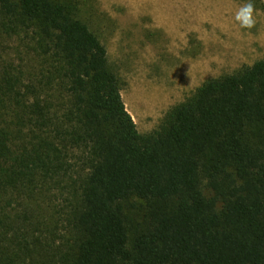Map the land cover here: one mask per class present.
Instances as JSON below:
<instances>
[{
	"label": "trees",
	"instance_id": "obj_1",
	"mask_svg": "<svg viewBox=\"0 0 264 264\" xmlns=\"http://www.w3.org/2000/svg\"><path fill=\"white\" fill-rule=\"evenodd\" d=\"M87 4L0 0V264H264V59L143 134Z\"/></svg>",
	"mask_w": 264,
	"mask_h": 264
},
{
	"label": "rangeland",
	"instance_id": "obj_2",
	"mask_svg": "<svg viewBox=\"0 0 264 264\" xmlns=\"http://www.w3.org/2000/svg\"><path fill=\"white\" fill-rule=\"evenodd\" d=\"M246 0H88L83 17L107 48L127 110L143 134L208 79L264 59V0L255 24L234 19ZM6 60L18 61L12 38ZM16 59V60H15Z\"/></svg>",
	"mask_w": 264,
	"mask_h": 264
},
{
	"label": "clouds",
	"instance_id": "obj_3",
	"mask_svg": "<svg viewBox=\"0 0 264 264\" xmlns=\"http://www.w3.org/2000/svg\"><path fill=\"white\" fill-rule=\"evenodd\" d=\"M254 13L255 8L253 0H246V2L236 11L234 19L241 29H252L255 24Z\"/></svg>",
	"mask_w": 264,
	"mask_h": 264
}]
</instances>
